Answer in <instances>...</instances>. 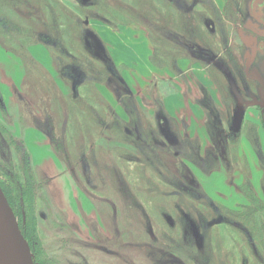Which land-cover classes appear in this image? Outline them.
Masks as SVG:
<instances>
[{
    "label": "rangeland",
    "instance_id": "obj_1",
    "mask_svg": "<svg viewBox=\"0 0 264 264\" xmlns=\"http://www.w3.org/2000/svg\"><path fill=\"white\" fill-rule=\"evenodd\" d=\"M85 1L0 0V181L17 200L12 210L19 226L27 225L33 238V261L180 264L178 241L186 239L183 263L205 264L201 249L194 254L189 229L197 227L206 244L207 234L220 230L216 224L227 217L243 224L249 220L248 241L243 239L247 248L240 234L229 229L223 247L216 233L215 257L223 258L234 243V255L228 250L233 260L244 247L246 264L264 263V124L260 107L252 103L261 98L262 87L244 75L247 48L235 35L240 23L237 9L247 10L249 0H215L220 28L228 26V45L218 32L202 26L198 14L208 13L205 5L181 19L174 1ZM148 17L175 33L184 20L186 36L209 48L217 62L198 61L173 36L154 34ZM4 22L8 24L2 26ZM97 47L107 56L98 55ZM13 49H21V61L9 58ZM68 64L76 68L62 73ZM254 66L250 69L264 71V54ZM20 94L31 98L27 102ZM132 101L134 111L127 113L125 104ZM242 101L250 106L240 130L233 132L232 116ZM158 111L170 121L172 135L196 143L202 156H210L214 143L223 154L216 161L213 156L201 162L189 145L164 146ZM22 151L29 157L26 169L37 181L31 201L23 200L21 193L30 176L24 171ZM187 171L204 188L207 184L210 192H205L214 203H228V197L212 186L214 178L234 172L233 182L238 184L240 172H247L243 192L251 203L248 212L218 213L213 202H199L183 190L194 188L188 178L181 179ZM232 186L225 185L227 193ZM186 202L191 206L183 207ZM219 215L223 220L215 223ZM149 225L155 240L149 237ZM233 229L241 232V227ZM240 259L235 264H241Z\"/></svg>",
    "mask_w": 264,
    "mask_h": 264
},
{
    "label": "flooded vegetation",
    "instance_id": "obj_2",
    "mask_svg": "<svg viewBox=\"0 0 264 264\" xmlns=\"http://www.w3.org/2000/svg\"><path fill=\"white\" fill-rule=\"evenodd\" d=\"M167 1L168 2H173V1L177 2V6L175 5V7L179 11L178 14L180 15L181 19H182L181 15L190 16L192 10H195V8L197 6L205 5L206 7H204V8H206V9L208 8V10L210 12L207 11L208 13H206V14H203V13L198 14L201 16L200 20L202 21V26L213 34H215V32L216 33L218 32V34L220 36V40L224 41L228 45V43H229V36L227 33V30H228L227 27L228 26L221 24V28H220L219 23L221 22V20L219 19V17L216 16L217 15L216 14L217 6L215 5V3H216L215 0H167ZM249 1H248L247 10L241 9V11H240L239 8L237 9L239 12L236 10L239 14L238 20H240V23H239V26L236 28L235 35H236V38L239 42V45L247 48V50L244 52L246 54V56L243 58V59L246 58L243 62L244 75L247 77V75L245 73V64L248 61L249 64H248L247 72L249 74L258 76L264 80V71L261 72V71L257 70L258 71L257 72V71H254L253 69H250V68H252V66H254L255 61L258 58V56L260 54H264V0H249ZM84 2H86V1L84 0ZM249 3H250V5H249ZM254 3H256V5ZM165 6H168V4L166 2H165ZM231 15H230V17H231ZM231 18H233V17H231ZM146 22H147L148 29L150 31H152V32L156 31L160 35H162L166 38L173 36L174 38H172V39H175L177 44L180 45L181 47L186 48L187 51L192 56H194L198 61H204V62H207L208 64L217 62L218 58H217L216 54H213L209 48L201 46V44H199L198 42H196V41H194L191 38H188L186 36L185 32L182 30L183 26H185L184 20H183L182 25H181L182 28H180V31H177L176 33L174 31L170 30L167 25L153 23V20L150 17L147 18ZM227 22L230 23V21H227ZM188 29L191 30L190 28H188ZM152 32H149V33L152 34ZM153 33L156 34L155 32H153ZM96 50H97L98 55L101 56V54H102L101 57H105V55H106L105 52H104V54H103V52L100 54V50H98V49H96ZM248 79H250V78H248ZM231 80H232V77L229 75V77H228L229 84H232ZM251 80H254V79H251ZM255 81H257V80H255ZM132 91L133 90L131 89V92ZM258 100H260V99H258ZM258 100L254 101L252 103H254V105H257V107H260L257 103L255 104V102H258ZM242 102H245V101H242ZM209 103H212V102L210 101ZM249 106L250 105H248V107ZM212 109H215V108H212ZM166 118L167 117H164V115L162 113H160L159 111L156 112V121L158 123L160 131L162 132V134L164 135V137L166 139V141L165 140L162 141L164 146H167L170 148H174V147L183 148V146L189 145V147H193V149H194V154H196L195 155L196 161H201V162L202 161L209 162V160L212 159L213 156L215 157L214 161H216L217 156H220L221 154H223V151L221 150V152H220V149L216 148V146L214 145L215 143H214L212 145L213 146L212 150H210L211 153L209 152L210 156H208V155L202 156L201 155L202 154L201 147L200 146L194 147L196 143H194L193 141H189L188 139H187L188 141L182 140L180 137L175 138L174 135H172V132H171L172 130H171L170 125L168 123L170 121L168 120V118L167 119ZM184 141H186V142H184ZM138 143L142 145L143 142L139 141ZM220 161H221V159H220ZM244 161L246 162L245 159H244ZM204 169L205 168L203 166V170L201 169V171L204 172L205 171ZM233 173L229 172L228 173L229 177L225 176V178L221 179L223 185L232 186L231 183L235 184V182H233V176H234ZM191 174H192L191 172L187 171L185 176L181 175V179L183 178V180H185V179L187 180V178H188L189 186H192L194 188L184 187L183 190L188 192L190 195L195 196L196 198L198 197L199 202L203 201V202H206L207 204L209 203V205H210V203L213 202V198L212 199L208 198V194H207V192H205L206 188H204V185L202 184V182L201 181L199 182L194 176L192 177ZM226 174L227 173H225V175ZM240 174H241V176L238 178L239 183L238 184L236 183L234 187L233 186L231 187V189H230L231 193H228V195H225L224 193L222 194V196L228 197V203H226V202L221 203L219 200L217 201L218 203L213 202L215 204V205L213 204V207L215 206V212L221 213V212H225V210H226V211H230L231 213H237L236 215H240L241 213L243 214V213L248 212V210H249L248 208L251 205V203H249L248 196L245 195L243 192V185L247 184V182H248V174H247V172H240ZM190 175H191V177H190ZM262 177H261V179H262ZM197 184H198V186H194ZM240 192H242V193L240 194ZM201 195H203L202 199H201ZM219 199H220V196H219ZM243 199L246 200L245 203H241V201ZM189 201L194 202L195 200H189ZM233 202H235V204H236L235 207H231L229 204V203H233ZM197 205H198V207H202V208L205 207L203 204L198 203ZM185 206L190 207L191 205L189 203H187V205H184L183 207H185ZM238 213H240V214H238ZM196 216L198 217V215H196ZM218 218H221V219L217 220V222H215V223H219L223 220L222 219L223 217H220V215ZM196 220H195V222L197 224H198V222L201 224V222L198 221V219H196ZM231 221L232 222H230V220L226 217L224 222L216 224V226H222V227L219 228L220 230H218V231L215 229L212 232L211 237H210V235L207 234L208 243L206 242V244L204 242H202L201 233L197 227H192L189 229L192 232L194 243L196 246V249L194 250V252H195L194 254H197L196 253L197 248L201 249V251H203V252L200 251L199 254H201V256L203 255L202 257L205 260V264L207 262L211 263V259L213 261V264H235L238 257H239V259H240V257L242 259V260L240 259L241 264H246L245 252L243 251V248L244 247L247 248V245L243 242V239L247 238V241H248V228L247 227H248V224H250L249 220L245 221L246 222V224L244 223L245 226H243L244 225L243 222L239 223L238 221H233L232 219H231ZM233 226L236 228L241 227V229H240L241 232L239 231V229H233ZM146 227H147L148 234L150 233L149 234L150 239L155 240V236H154L151 225L146 226ZM188 228H189V226L187 227V229ZM229 229L235 230L240 234V238L242 237L241 242L244 243L245 246L242 247L241 253H240V251H238L239 253L237 254L238 255L237 259L234 258V260H233L232 256L228 253V250L233 253V250L238 249V248L234 247L235 246L234 243L231 244V248H228V250L224 252L226 255L223 258H222V255H220V257L216 258L214 255V251H212V245H213L214 239L216 238V233H218V238H220L218 244L223 247V243H224V241H226V236H227L226 232H227V230L230 231ZM243 231H246V235H243ZM213 233H215V234H213ZM222 234L223 235L226 234V235L222 237ZM210 239H211V241H210ZM172 242H174V241H172ZM167 244H169V242H167L163 245H167ZM187 244H188V241H186V239H184V240L182 239L181 241H178V245H179L178 249L180 250V253L178 254L179 257L183 258L182 255H183V252L186 250ZM207 248H209V252H207L208 254L206 253ZM252 249L256 250V248H254V246ZM165 251H167V248H165ZM256 253L258 256V253H259L258 250ZM233 255H234V253H233ZM207 257H208V259H207ZM181 258H180V264H184ZM260 264H261V262H260ZM262 264H264V263H262Z\"/></svg>",
    "mask_w": 264,
    "mask_h": 264
},
{
    "label": "water",
    "instance_id": "obj_3",
    "mask_svg": "<svg viewBox=\"0 0 264 264\" xmlns=\"http://www.w3.org/2000/svg\"><path fill=\"white\" fill-rule=\"evenodd\" d=\"M256 5V3H254ZM249 62L245 64L248 78L257 80L262 87L261 98L257 103L264 124V80L247 72ZM248 103L242 102L235 108L232 116L231 129L238 132L242 125ZM0 264H35L30 246L23 236L12 207L0 187Z\"/></svg>",
    "mask_w": 264,
    "mask_h": 264
},
{
    "label": "trees",
    "instance_id": "obj_4",
    "mask_svg": "<svg viewBox=\"0 0 264 264\" xmlns=\"http://www.w3.org/2000/svg\"><path fill=\"white\" fill-rule=\"evenodd\" d=\"M49 1V3L51 2V0H48ZM18 3V5H19V2H16V4ZM20 4H22V5H24V2L23 3H20ZM30 9V8H29ZM28 9V10H29ZM22 10H25L26 11V9H23L22 8ZM32 10V9H31ZM5 21V20H4ZM8 23L7 22H4L3 24H2V26H6ZM84 32V35H83V39H85V36L87 35L85 32H87V31H83ZM92 32V31H91ZM91 32H89V33H91ZM25 35H24V37H23V40H25ZM19 38H22V37H19ZM85 41H87V39H85L84 40V42ZM49 42H51V41H48L47 43H49ZM86 43V42H85ZM87 44V43H86ZM88 45V44H87ZM98 48V47H97ZM58 49H60V48H58ZM62 50H64L63 48H61L60 49V51H62ZM98 50H100V52L102 53V51L103 52H105V50H104V48H102V49H100V48H98ZM13 51H16V52H18V53H20V55H21V57L23 58V54L21 53V49H17V50H14L13 49ZM100 53V54H101ZM105 56H107V55H105ZM107 59H108V57H107ZM99 61V60H98ZM111 65V67L109 68L110 70H112L113 71V74L114 75H117V73H116V69H115V67H114V65L113 64H110ZM88 66H89V64H88ZM74 68L75 66H72L71 64L69 65H65V68H61V71H62V73H63V70H65V69H68V68ZM76 68V67H75ZM90 68H93L91 71L92 72H94V73H96L97 71H98V69H95L93 66H90ZM78 73H80L81 74V72H78ZM61 75H65V74H61ZM211 97V96H210ZM129 99H131V98H129ZM212 100V98H210V101ZM209 101V102H210ZM134 104H133V101L132 102H130V103H126L125 104V109L127 108V113H132L133 111H134ZM160 112V111H159ZM161 113V112H160ZM129 115V114H128ZM48 123V122H47ZM47 123H45V125H47L48 126V124ZM125 129V131H128L126 128H124ZM129 143L132 145L133 144V142H131V141H129ZM55 144V143H54ZM56 147H58L57 145H55ZM54 146V147H55ZM21 161H22V163H23V167H24V171L26 172V175H28V174H30L29 172H28V170L26 169V167L28 168V167H30L28 164H29V157L27 156V153H25V151L23 152L22 151V159H21ZM26 164V165H25ZM12 169H16L15 168V166H13L12 167ZM16 173H17V171L16 170H14L13 171V174L17 177V175H16ZM27 180H26V183L24 184V186L22 187L23 189H22V196H23V200H27V201H31L32 200V198H33V195H35L36 193H37V191L35 192V188H36V186H37V181L35 182V180H34V178H33V175H31L30 174V176H28L27 178H26ZM0 187H1V189L3 190V192H4V194H5V196H6V198H7V200H8V202H9V204H10V206L12 207V209L14 210L15 209V205H16V201H15V199L14 198H11L10 197V194H9V192L6 190V188H5V186H4V184L2 183V181H0ZM44 192V191H43ZM43 197H45L44 195H41L40 196V200H42L43 199ZM19 198V197H18ZM15 211V210H14ZM20 230H21V232H22V234H23V236L26 238V240H27V242H28V244L30 245V249H31V251H33V238L31 237V235H30V233H29V229H28V226L27 225H22V224H20ZM34 252V251H33ZM35 264H41V263H37V262H34Z\"/></svg>",
    "mask_w": 264,
    "mask_h": 264
},
{
    "label": "bare ground",
    "instance_id": "obj_5",
    "mask_svg": "<svg viewBox=\"0 0 264 264\" xmlns=\"http://www.w3.org/2000/svg\"><path fill=\"white\" fill-rule=\"evenodd\" d=\"M10 52H9V58H16L18 61L17 62H19V61H21L22 60V58H21V55H20V53H18V52H16V51H13V50H9ZM28 76V75H27ZM28 80H30V78H28ZM34 88V86L33 87H31V89H30V92H32V89ZM23 94V93H22ZM20 96H21V94H20ZM22 97V96H21ZM29 97L30 96H26L25 98H23L22 97V99H25V100H27V102H28V99H29ZM31 98V97H30ZM1 113H2V110H1ZM3 114V113H2ZM225 176H223V178H224ZM222 178V179H223ZM215 180L214 181H212V186L214 187V189H215V191L217 192V194L220 192V191H222L223 193H226V194H228L227 192H226V187H225V185H223L221 182H216V180L217 179H221V178H218V177H216V178H214ZM222 186V187H221ZM208 186H207V184H206V190H208L209 192H210V190H209V188H207ZM216 188H218L219 190H217ZM222 189V190H221ZM207 194H208V198H212L211 196H209V193L207 192ZM219 196V195H218ZM217 196V197H218ZM190 204V203H189ZM191 205V204H190ZM175 242V241H174ZM207 252H209V248H207V251H206V253ZM208 254V253H207ZM207 259H208V257H207ZM206 264H213V261H212V259H211V263H209V262H207Z\"/></svg>",
    "mask_w": 264,
    "mask_h": 264
},
{
    "label": "crops",
    "instance_id": "obj_6",
    "mask_svg": "<svg viewBox=\"0 0 264 264\" xmlns=\"http://www.w3.org/2000/svg\"><path fill=\"white\" fill-rule=\"evenodd\" d=\"M19 65V64H18ZM193 112V111H192ZM194 113V112H193ZM192 113V114H193ZM194 115V114H193ZM41 138H42V135H41ZM28 143H30V140H26V145H27V147H28V149H29V146H28ZM33 145H35V146H37V144H33ZM117 147V146H116ZM32 156H33V158H34V155H33V153H32ZM44 159V158H43ZM43 159H41V161L43 160ZM45 160V159H44Z\"/></svg>",
    "mask_w": 264,
    "mask_h": 264
}]
</instances>
